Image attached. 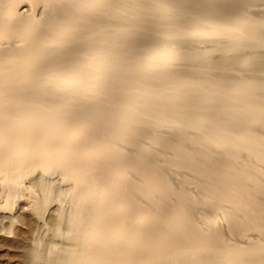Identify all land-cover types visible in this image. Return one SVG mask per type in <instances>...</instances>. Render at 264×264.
Returning a JSON list of instances; mask_svg holds the SVG:
<instances>
[{
    "label": "bare ground",
    "instance_id": "obj_1",
    "mask_svg": "<svg viewBox=\"0 0 264 264\" xmlns=\"http://www.w3.org/2000/svg\"><path fill=\"white\" fill-rule=\"evenodd\" d=\"M18 224L26 264H264V0H0Z\"/></svg>",
    "mask_w": 264,
    "mask_h": 264
},
{
    "label": "rangeland",
    "instance_id": "obj_2",
    "mask_svg": "<svg viewBox=\"0 0 264 264\" xmlns=\"http://www.w3.org/2000/svg\"><path fill=\"white\" fill-rule=\"evenodd\" d=\"M52 211L53 209L46 212L49 219L52 216ZM22 212L23 209H20L19 213ZM27 231L26 225L18 224L12 231L13 238H0V264H26L30 237Z\"/></svg>",
    "mask_w": 264,
    "mask_h": 264
}]
</instances>
